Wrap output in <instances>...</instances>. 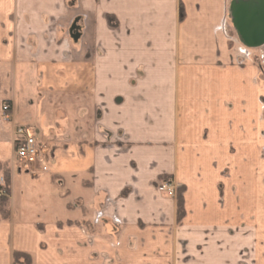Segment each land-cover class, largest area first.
I'll list each match as a JSON object with an SVG mask.
<instances>
[{
    "label": "crops",
    "instance_id": "1",
    "mask_svg": "<svg viewBox=\"0 0 264 264\" xmlns=\"http://www.w3.org/2000/svg\"><path fill=\"white\" fill-rule=\"evenodd\" d=\"M68 2L0 0V161L17 169L15 128H31L47 169L17 173L50 177L59 197L81 187L91 225L44 217L26 184L28 215L0 221V264L13 251L33 264H264V42L226 25L239 2L262 20L264 0ZM160 176L185 187L180 223Z\"/></svg>",
    "mask_w": 264,
    "mask_h": 264
},
{
    "label": "rangeland",
    "instance_id": "2",
    "mask_svg": "<svg viewBox=\"0 0 264 264\" xmlns=\"http://www.w3.org/2000/svg\"><path fill=\"white\" fill-rule=\"evenodd\" d=\"M68 3H70L69 5H71V6L73 5L72 0H71V2H68ZM230 23H231V17L229 18V16H228L227 20H226L227 28H231V24ZM59 32H61L60 28H59ZM69 33H70L69 38H68L69 42H68L67 45L69 46V48H72L73 47V41H74L73 22L70 25ZM57 41H59V43H61V41H62V32L59 33ZM5 104H8L9 107H10L6 111L7 115H9L10 110H11V103H10V101L4 100L3 101V106ZM7 119H9V117ZM43 149H45V148H43ZM43 149L41 148V152L43 154L44 153H48V152H46V150H44V152H43ZM13 154H14V150H13ZM14 158H15V161H16L15 163L18 166L17 169H18L19 173L23 170V168H25V170L33 169L35 167H38V168L41 169V167L38 164L25 165L24 163L20 162L16 158L15 154H14ZM2 162L5 165H9L8 161H2ZM5 165H3V166H5ZM3 168H5V167H3ZM14 168L15 169H14V171L11 174L10 192H8L7 189L5 188V182H4V179H3V176H2V172L0 171V198H4L5 197L7 199V194H9L8 195V200H9L8 201V209H9L8 211H9V213H11V210H13L15 212V214L17 213L19 215V213L21 211H23L22 213L28 215V210L26 209L28 207V205H25L23 203L24 207H23V209H21V206H20L21 204L19 203V201L25 196L24 194H22V186L24 187V185H26V184H29V185H33L34 184V185H37L36 186L37 187L36 191H38L41 194V199H40L41 201L39 202V206L40 207H45L47 209V212H48L45 215H43L44 217H46V218L51 217L52 219H55V218L59 219L61 217H66L67 220H65V221H67V222H73L74 220H76V219H73L75 217V218H77V220L80 219L81 223H83V225H85L87 228L89 227V225H91V221H89L87 219L88 216L85 215L87 212L84 209H82L83 210L82 211L79 206L78 207H74L75 206L74 205L75 200L77 199V198L74 197L75 194H77L79 192H86L81 187L78 188V190L76 192H74L75 188H74V186H72L73 187V193H74V194H71L72 196H68L67 198L63 197V196L59 197L57 194L58 193H62L63 190H62V188L60 187L59 184H56V183L52 182V184H51L52 186H51L50 183H49L50 177L44 178L43 176H39L40 179L38 181H35V179H32L31 177L21 176L20 174L17 173L18 171L16 169V166ZM35 182H37V184H35ZM164 182L165 181H163V183H162V180H161L159 185H162V184H165V183L166 184H173L170 180L168 182H165V183ZM11 186H12V198H10ZM50 191H52L51 197L49 196ZM165 192H167L168 194H174V196H175L174 188H173V191L171 193H169V190H165ZM64 201L65 202L67 201L66 205H64L65 204V203H63ZM34 202L37 203L38 200L35 199ZM82 212H83V214H81ZM0 216H2V215H0ZM84 216H85V218H82ZM68 218H71V219H68ZM1 221H7V220H1ZM61 221H64V220H61ZM11 260H12V257H11ZM33 262H34V259H33Z\"/></svg>",
    "mask_w": 264,
    "mask_h": 264
},
{
    "label": "built area",
    "instance_id": "3",
    "mask_svg": "<svg viewBox=\"0 0 264 264\" xmlns=\"http://www.w3.org/2000/svg\"><path fill=\"white\" fill-rule=\"evenodd\" d=\"M9 108L8 104L3 106L6 118L9 117L6 113ZM13 150L16 158L25 165L38 164L42 170L47 169V161L45 160L44 154L41 152L40 144L36 142L31 128L26 126H18L15 128ZM159 190H169V193H171L173 191V186L172 184L165 183L159 186Z\"/></svg>",
    "mask_w": 264,
    "mask_h": 264
},
{
    "label": "trees",
    "instance_id": "4",
    "mask_svg": "<svg viewBox=\"0 0 264 264\" xmlns=\"http://www.w3.org/2000/svg\"><path fill=\"white\" fill-rule=\"evenodd\" d=\"M107 20L110 25L115 24V19L112 16H107ZM3 164L2 161H0V171L2 172V176L5 182V188L8 192H10V180H11V168L9 165ZM5 167V168H3ZM160 180L168 182L170 180V177L168 176H160ZM184 186H179L176 188L175 191V200H176V221L177 223H180L183 217L185 216V207H184ZM8 195L7 199L0 198V221L1 220H8L10 218V213L8 209ZM7 211V212H6ZM12 264H33V257L28 252H22V251H13L12 253Z\"/></svg>",
    "mask_w": 264,
    "mask_h": 264
},
{
    "label": "water",
    "instance_id": "5",
    "mask_svg": "<svg viewBox=\"0 0 264 264\" xmlns=\"http://www.w3.org/2000/svg\"><path fill=\"white\" fill-rule=\"evenodd\" d=\"M249 9L250 4H247L245 2L235 3L231 12V21L244 42L258 46L264 42V18L262 20L258 19L255 14L256 12L253 10L254 8H252L251 13L247 15V11ZM260 10L264 12L263 9ZM244 13H246L245 15L248 20V23L246 24L247 26H245L242 21L244 18ZM260 21L262 22L258 24V22ZM250 26L252 27L249 28Z\"/></svg>",
    "mask_w": 264,
    "mask_h": 264
}]
</instances>
